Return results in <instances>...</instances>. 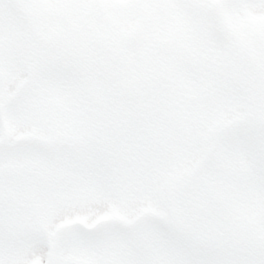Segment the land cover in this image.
Masks as SVG:
<instances>
[{"label":"snow or ice","instance_id":"1","mask_svg":"<svg viewBox=\"0 0 264 264\" xmlns=\"http://www.w3.org/2000/svg\"><path fill=\"white\" fill-rule=\"evenodd\" d=\"M0 264H264V0H0Z\"/></svg>","mask_w":264,"mask_h":264}]
</instances>
